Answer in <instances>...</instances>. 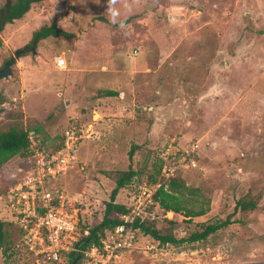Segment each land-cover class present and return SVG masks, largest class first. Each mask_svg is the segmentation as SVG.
Segmentation results:
<instances>
[{
    "label": "rangeland",
    "instance_id": "obj_1",
    "mask_svg": "<svg viewBox=\"0 0 264 264\" xmlns=\"http://www.w3.org/2000/svg\"><path fill=\"white\" fill-rule=\"evenodd\" d=\"M107 7V0H44L5 26L0 67L11 63L12 74L0 79V128L9 111L21 112L52 149L69 126L93 125L61 180L88 226L102 220L114 172L131 164L139 172L117 197L128 204L134 186L157 173L166 142L176 139L181 148L201 140L199 167L182 177L211 199L210 212L191 221L157 215L155 224L187 237L230 214L233 223L183 245H162L138 230L134 247L112 264H264V0H119L123 28ZM54 19L72 37L31 44ZM59 57L66 68L57 67ZM33 166L31 157L12 158L0 168V188L28 179ZM240 199L255 201L256 209H236ZM0 219L10 253L7 262L0 248V264H34L17 246L20 234L1 198Z\"/></svg>",
    "mask_w": 264,
    "mask_h": 264
},
{
    "label": "built area",
    "instance_id": "obj_2",
    "mask_svg": "<svg viewBox=\"0 0 264 264\" xmlns=\"http://www.w3.org/2000/svg\"><path fill=\"white\" fill-rule=\"evenodd\" d=\"M56 65L66 68V59L59 57ZM92 133L91 124L87 127L71 125L62 133V145L56 150L40 147V140L31 136L34 166L29 178L0 196L21 234L17 246L25 247L34 264H63L64 254L71 251H81V264H112L123 252L134 247L137 236L135 222L143 223L157 217L156 210H151L157 190L170 179L199 167L201 140L181 148L176 139L166 142L165 151L161 154L159 180L139 185L127 204L129 212L121 216L129 224L126 231L122 234L116 232L110 240L101 238V245L82 250L77 246L83 236L81 207L61 180L78 158V145ZM172 214L175 215L168 212L161 216L170 218ZM84 233L88 234V230Z\"/></svg>",
    "mask_w": 264,
    "mask_h": 264
},
{
    "label": "trees",
    "instance_id": "obj_3",
    "mask_svg": "<svg viewBox=\"0 0 264 264\" xmlns=\"http://www.w3.org/2000/svg\"><path fill=\"white\" fill-rule=\"evenodd\" d=\"M43 1L44 0H7V2L0 7V32L4 30L8 23L23 18L24 15L31 10L34 4ZM49 37L69 38L72 37V34L60 28L57 19H54L51 24L43 25L34 32L31 44H36ZM28 46L21 48L17 51V54L23 56L26 53V48H28ZM13 60L14 59L12 58L10 61ZM99 94L102 96H115L118 93L114 90H99ZM4 102L5 97L0 94V107H2ZM7 115L8 117L5 124L0 128V168L16 156L31 157L30 137L34 136L38 139L41 132V129L38 127L29 125L28 122L25 121L24 115L21 112L12 110L9 111ZM61 145L62 135L60 136V142L52 149L56 150L60 148ZM40 147H44L42 146L41 140ZM137 149L138 146L134 145L130 151V159L133 158ZM161 165L160 159L158 171L157 173H151L149 175L148 183H156L159 180ZM138 174L139 172L133 168L132 164L126 171L113 173L112 177L116 182V186L111 191L109 200L105 203L102 220L95 226L81 224L83 236L77 244L78 248L85 250L92 245H101V238L106 237V231L117 232L119 234L126 231L129 224L125 223L121 219V216L129 212V208L127 204L117 202V197L120 191L128 186ZM182 176L183 175H179L170 179L155 193L154 204L151 206V210H156V216L168 212H174L175 214L183 215L185 219L191 221L194 218L205 216L210 212L211 199L203 193L200 187L189 185ZM138 186L139 184H136L134 188L137 189ZM8 191L9 190L7 189L0 188V196L3 194L5 195ZM256 207V202L252 200L247 201L240 199L236 203V209H240L243 212L253 211ZM232 217V214H230L224 220L204 224L202 229L192 232L187 237H177L172 231L163 233L155 224L156 218H149L143 223L136 221L134 228L137 229V233L139 230L144 235L152 237L162 245H183L207 240L212 234L231 225L233 223ZM170 223L174 226L176 222L170 220ZM5 226L6 223L0 219V248H2L5 260L9 262V248L5 247L7 241V231ZM86 230H88V234L84 233ZM78 255H82L81 251L65 253L64 258L66 264H73Z\"/></svg>",
    "mask_w": 264,
    "mask_h": 264
},
{
    "label": "clouds",
    "instance_id": "obj_4",
    "mask_svg": "<svg viewBox=\"0 0 264 264\" xmlns=\"http://www.w3.org/2000/svg\"><path fill=\"white\" fill-rule=\"evenodd\" d=\"M118 2L119 0H107V3H108L107 12H108L110 21L113 24L119 23L120 27L123 28L125 26L124 22L119 19L120 13H119V10L115 7ZM61 63L63 62L61 61Z\"/></svg>",
    "mask_w": 264,
    "mask_h": 264
},
{
    "label": "water",
    "instance_id": "obj_5",
    "mask_svg": "<svg viewBox=\"0 0 264 264\" xmlns=\"http://www.w3.org/2000/svg\"><path fill=\"white\" fill-rule=\"evenodd\" d=\"M34 48V53H36L35 51V46L33 47ZM12 74V70H11V64H6L3 68H0V79H3V78H6L8 76H10ZM1 112V110H0ZM81 255H78L73 264H81Z\"/></svg>",
    "mask_w": 264,
    "mask_h": 264
},
{
    "label": "flooded vegetation",
    "instance_id": "obj_6",
    "mask_svg": "<svg viewBox=\"0 0 264 264\" xmlns=\"http://www.w3.org/2000/svg\"><path fill=\"white\" fill-rule=\"evenodd\" d=\"M7 63H8V64H11V63H9V62H6V63H5L2 67H0V68H3Z\"/></svg>",
    "mask_w": 264,
    "mask_h": 264
}]
</instances>
